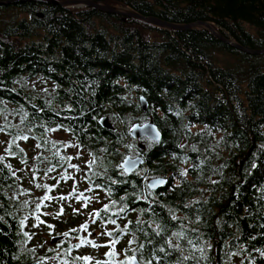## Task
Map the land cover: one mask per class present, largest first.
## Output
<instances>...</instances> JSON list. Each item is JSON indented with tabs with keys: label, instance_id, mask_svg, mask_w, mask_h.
<instances>
[{
	"label": "trees",
	"instance_id": "16d2710c",
	"mask_svg": "<svg viewBox=\"0 0 264 264\" xmlns=\"http://www.w3.org/2000/svg\"><path fill=\"white\" fill-rule=\"evenodd\" d=\"M91 1L192 26L0 0V264H264V0Z\"/></svg>",
	"mask_w": 264,
	"mask_h": 264
},
{
	"label": "water",
	"instance_id": "95a60500",
	"mask_svg": "<svg viewBox=\"0 0 264 264\" xmlns=\"http://www.w3.org/2000/svg\"><path fill=\"white\" fill-rule=\"evenodd\" d=\"M47 1L57 2L55 0H47ZM9 2L11 1L3 2V3H9ZM57 3L61 4L62 6H66V7L89 6V7L97 8L101 11L108 12V13H120V14L122 13L125 16L135 17V18L141 19L144 22L157 25V26H161L164 28H169V29H182V28H189L192 26V25H184V26L172 25V24H169L167 22H164L154 17H145V16L138 15L136 13L123 12L110 5L100 4V3H97L91 0H71V1H63V2H57ZM37 16L41 17L42 15L40 13H37ZM233 45L249 54H258V53L264 52V49L253 50V49H247V48L241 47L239 45H235V44ZM139 104H140L141 110L146 111L148 107V103L142 96L139 97ZM98 122H99V125L105 129L113 128L107 116H102ZM129 134L133 139H139V138L145 137L155 142H159L161 140V133L152 120H149L141 124L138 122L134 123L129 129ZM137 145L139 148H143V144L141 142H138ZM142 163H143V159L140 155H136L133 157L130 155H126L123 158V160L120 162V168L125 174H130L133 171H135ZM146 181H147L146 183H147L148 188L150 190H155L163 186V184L166 182V178L151 177V178H148ZM59 239H60L59 237L52 238L50 240V243H54Z\"/></svg>",
	"mask_w": 264,
	"mask_h": 264
},
{
	"label": "snow or ice",
	"instance_id": "6c2138e0",
	"mask_svg": "<svg viewBox=\"0 0 264 264\" xmlns=\"http://www.w3.org/2000/svg\"><path fill=\"white\" fill-rule=\"evenodd\" d=\"M25 139H26V137H25ZM49 171H51V169H49ZM45 199H48V197H45ZM61 199H63V197H61ZM95 215H99V213H96ZM112 223H115V221H112ZM137 223H139V221ZM21 224H23V221H21ZM83 228H84V230H87V225H84ZM156 234L159 235L160 234L159 231H157ZM65 235H67V233ZM89 235H90V233H89ZM108 235L111 236L112 233L109 232ZM173 236L176 237L177 240H178V239L183 237V232L181 231V232L173 233ZM30 238L31 237H29V239ZM118 242H119L118 240H113L112 244L115 245ZM134 242L135 241H129V244L131 245ZM81 243L82 244L87 243V244H89V245H91L93 247H101V246H105L106 247V245H97V244H95L94 241H91V240L81 241ZM189 243H191V241H189ZM167 244L172 249H177L178 250L180 248V245L178 243L172 241V240L167 241ZM79 246L80 245H77V247H79ZM139 247L142 248L143 245H140ZM159 251L165 252V249L164 248H160ZM201 251H203V249H201ZM166 254H170V253H166ZM108 255L109 256H115L116 253L113 250V251H110L108 253ZM76 259H84V260L87 261L89 259V257H77ZM184 259H187V257H184ZM97 264H103V262L97 261ZM121 264H152V261H151V259H148L146 261H138L137 257L135 255H133V256H128L126 261H121ZM177 264H180V261H177Z\"/></svg>",
	"mask_w": 264,
	"mask_h": 264
},
{
	"label": "rangeland",
	"instance_id": "374dc122",
	"mask_svg": "<svg viewBox=\"0 0 264 264\" xmlns=\"http://www.w3.org/2000/svg\"><path fill=\"white\" fill-rule=\"evenodd\" d=\"M30 82H31V84L36 85L39 89H44V88L47 87L46 84L42 81V79L40 77H35ZM57 137L66 139V136L65 135H59ZM0 145H1V142H0Z\"/></svg>",
	"mask_w": 264,
	"mask_h": 264
}]
</instances>
